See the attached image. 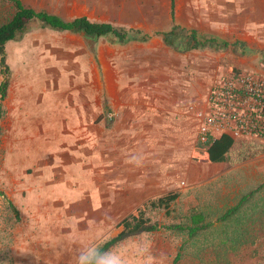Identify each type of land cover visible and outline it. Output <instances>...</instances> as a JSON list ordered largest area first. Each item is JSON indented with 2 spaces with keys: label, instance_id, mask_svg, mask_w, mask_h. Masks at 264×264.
I'll use <instances>...</instances> for the list:
<instances>
[{
  "label": "rangeland",
  "instance_id": "rangeland-1",
  "mask_svg": "<svg viewBox=\"0 0 264 264\" xmlns=\"http://www.w3.org/2000/svg\"><path fill=\"white\" fill-rule=\"evenodd\" d=\"M250 1L173 0V17L172 0H23L65 18L87 16L150 34L168 30L174 23L192 28V14L196 22L197 15L207 10L215 17L216 9L226 11L231 6L232 14L245 16ZM257 3L264 18V0ZM100 42L120 49L117 55L124 50L142 53L140 43H146L117 44L110 38L95 42L82 34L37 28L7 44L10 85L0 122V264H75L78 244L95 242L101 247L123 229L119 226L123 218L169 190L180 192L169 214L164 208L146 212L160 228L116 245L147 238L151 254L158 261L163 259V264H264V187L237 215L222 217L264 182V173L259 171L264 153L246 157L253 153L250 148H264L263 141L237 139L241 143L232 149L230 163L214 167L193 158V151L201 146L193 114L185 116L181 131L150 132L155 139L151 146L132 141L139 132L112 131L114 115L111 119L109 113L107 130L96 143L93 132L72 127L64 140L55 139L56 131L38 129L30 122L32 109L37 107L35 95L48 98L54 80L69 81L70 77L72 87L78 86V78L91 73L80 59L84 44L93 55ZM155 50L150 49L151 72L161 76L165 71L161 61L153 58ZM260 55L256 68L226 64L211 85L232 68L264 74V51ZM129 65L149 67L136 62ZM80 93L72 89L71 97ZM213 172L222 176L230 172L231 176L207 177ZM193 210L202 212L210 224L204 233L190 239L187 233L167 227L187 224Z\"/></svg>",
  "mask_w": 264,
  "mask_h": 264
},
{
  "label": "crops",
  "instance_id": "crops-1",
  "mask_svg": "<svg viewBox=\"0 0 264 264\" xmlns=\"http://www.w3.org/2000/svg\"><path fill=\"white\" fill-rule=\"evenodd\" d=\"M226 9V11L223 8L216 9L215 17L209 10L205 14L201 12L197 15L196 22L192 14L191 27L202 34L216 36L231 43L239 41L240 51L229 47L179 52L166 45L160 36V38L153 36L148 42L140 43L142 53L138 54L124 50L117 55L120 49L100 42L98 46L96 45L97 52L92 55L84 44L86 49L80 59L85 60L91 73L79 78L76 76L75 78L80 79V84L74 87L70 77L69 81L54 80L48 98L35 95L37 107L32 109L30 122L37 124L38 129L56 131L53 136L55 139L64 140L65 133L72 127L86 133L93 132L96 143L102 141L103 132L107 130L105 116L109 113L111 119L114 115V121L111 122L112 131L116 134L124 130L139 132L132 141L136 140L143 146H151V141H155L150 132L181 131L187 114H193L196 118L193 106L206 105L213 79L226 64L256 68L260 53L264 51V18L262 6L257 0L250 1L245 16L236 12L232 14L231 6ZM153 47L156 49L153 58L161 61L160 67H163L164 75L159 76L151 72L153 68L150 49ZM253 51L259 52V55H255ZM134 62L149 67L132 68L129 63ZM42 87L43 85L37 86L38 93ZM72 89H78L81 93L77 97H71ZM5 102L6 99L3 102L4 114ZM238 143L241 142L237 141L235 147L239 145ZM127 146L134 147L133 144ZM204 148L206 147L202 146L203 150ZM263 153L264 150H260L255 156ZM194 159L214 167L231 161L229 159L205 162ZM259 171L264 173L263 165L259 166ZM145 174L142 172V175ZM222 175L223 173L213 172L207 177L219 180L231 176L230 172ZM191 177L195 178V173ZM263 187L264 182L255 189V193ZM169 191L162 192L160 196ZM235 191L239 193L238 189Z\"/></svg>",
  "mask_w": 264,
  "mask_h": 264
},
{
  "label": "trees",
  "instance_id": "trees-1",
  "mask_svg": "<svg viewBox=\"0 0 264 264\" xmlns=\"http://www.w3.org/2000/svg\"><path fill=\"white\" fill-rule=\"evenodd\" d=\"M9 8L4 9V6ZM172 16L174 17V5L172 0ZM50 29L60 32H71L82 34L90 41H98L101 38H110L112 42L124 44L130 41H149L153 36H160L163 41L172 49L185 52L193 49L214 48L226 49L233 48L235 51L241 50V42H229L219 37L205 35L195 28H187L174 23L168 30H158L155 34L146 33L140 29L125 28L117 26L107 21L92 20L87 16H77L65 18L57 13L38 9L27 5L23 0H0V65L3 80L0 82V122L4 116L3 102L8 96L10 85V67L7 64V44L11 41L19 40L34 29ZM233 72H241L232 68ZM2 127L0 125V135ZM237 139L228 134H222L213 140L204 150L198 148L194 152V158L205 162H219L231 159L230 153L235 147ZM264 150V149H257ZM250 148L253 153L246 157H252L259 151ZM256 190L246 194L240 202L228 209L223 214V219H228L237 215L254 196ZM180 196L179 192L169 191L168 193L145 202L134 210L131 214L119 222L123 229L114 237L106 241L101 248L110 249L120 241L130 236L143 232H153L160 228V224L146 216L148 209L164 208L166 213H170V206ZM15 211L16 208H14ZM188 223H176L167 226L170 229L185 232L190 239L204 233L210 224L206 222V217L202 212L193 210L187 215Z\"/></svg>",
  "mask_w": 264,
  "mask_h": 264
},
{
  "label": "built area",
  "instance_id": "built-area-1",
  "mask_svg": "<svg viewBox=\"0 0 264 264\" xmlns=\"http://www.w3.org/2000/svg\"><path fill=\"white\" fill-rule=\"evenodd\" d=\"M198 140L207 147L222 134L264 142V74L229 72L209 90L205 106L194 105ZM112 117V116H111Z\"/></svg>",
  "mask_w": 264,
  "mask_h": 264
},
{
  "label": "clouds",
  "instance_id": "clouds-1",
  "mask_svg": "<svg viewBox=\"0 0 264 264\" xmlns=\"http://www.w3.org/2000/svg\"><path fill=\"white\" fill-rule=\"evenodd\" d=\"M150 249L151 241L147 238L129 244L121 243L107 250L95 242L78 244L75 264H163V259L158 261Z\"/></svg>",
  "mask_w": 264,
  "mask_h": 264
}]
</instances>
